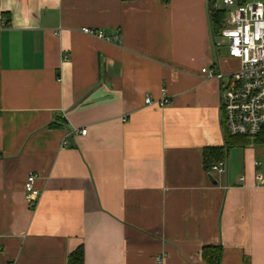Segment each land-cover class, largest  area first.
<instances>
[{"label": "crops", "instance_id": "obj_1", "mask_svg": "<svg viewBox=\"0 0 264 264\" xmlns=\"http://www.w3.org/2000/svg\"><path fill=\"white\" fill-rule=\"evenodd\" d=\"M209 7L0 0V264H66L79 245L83 264H204L217 245L220 264H264L263 144L203 164L225 129L221 82L201 69L238 67ZM163 90L169 104L145 103Z\"/></svg>", "mask_w": 264, "mask_h": 264}, {"label": "built area", "instance_id": "obj_2", "mask_svg": "<svg viewBox=\"0 0 264 264\" xmlns=\"http://www.w3.org/2000/svg\"><path fill=\"white\" fill-rule=\"evenodd\" d=\"M210 6L225 10L222 27L216 46L224 42L228 55L238 60V67L222 73L214 68L201 69L205 78L216 77L221 82L220 109L226 133L242 135L251 139L264 138V0H210ZM223 6V8L221 7ZM82 32L98 38L111 39L101 30L83 27ZM113 36L112 40H116ZM225 77V79H224ZM224 79V80H223ZM158 101L145 98L147 104L165 106L169 99ZM86 130H80L85 134ZM68 144V138L63 140ZM224 163L211 165V170L223 171ZM37 175L29 172L24 184V196L31 208L39 200L40 189L35 186ZM161 263L160 258H156Z\"/></svg>", "mask_w": 264, "mask_h": 264}, {"label": "trees", "instance_id": "obj_3", "mask_svg": "<svg viewBox=\"0 0 264 264\" xmlns=\"http://www.w3.org/2000/svg\"><path fill=\"white\" fill-rule=\"evenodd\" d=\"M167 1V0H164ZM244 1V0H241ZM225 10L209 7V20L211 25L212 34L214 37H219L220 31L224 26ZM49 127H56V122L48 124ZM250 142L262 143L264 146V138L251 139L242 135H231L225 131V143L220 147H205L203 149V164L205 168H209L211 164L222 162L226 156V150L230 146H242ZM0 153V157H1ZM201 257L204 264H220L222 257V248L217 246H204L201 251ZM84 252L81 245L71 251L66 258V264H83Z\"/></svg>", "mask_w": 264, "mask_h": 264}, {"label": "rangeland", "instance_id": "obj_4", "mask_svg": "<svg viewBox=\"0 0 264 264\" xmlns=\"http://www.w3.org/2000/svg\"><path fill=\"white\" fill-rule=\"evenodd\" d=\"M248 1H252V0H248ZM221 7L223 8V6H221ZM220 49H221V53L222 52L227 53V51H228L226 46H221Z\"/></svg>", "mask_w": 264, "mask_h": 264}]
</instances>
